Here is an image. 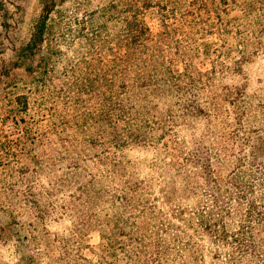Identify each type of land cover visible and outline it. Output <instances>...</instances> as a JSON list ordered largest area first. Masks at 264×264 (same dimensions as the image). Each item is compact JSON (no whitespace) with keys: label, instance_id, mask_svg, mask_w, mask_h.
Wrapping results in <instances>:
<instances>
[{"label":"rangeland","instance_id":"1","mask_svg":"<svg viewBox=\"0 0 264 264\" xmlns=\"http://www.w3.org/2000/svg\"><path fill=\"white\" fill-rule=\"evenodd\" d=\"M0 264H264V0H0Z\"/></svg>","mask_w":264,"mask_h":264},{"label":"trees","instance_id":"2","mask_svg":"<svg viewBox=\"0 0 264 264\" xmlns=\"http://www.w3.org/2000/svg\"><path fill=\"white\" fill-rule=\"evenodd\" d=\"M42 27H43V22L41 21V22H38V25L37 26H35V30H34V33H33V38H32V41H35L36 39V34H38V33H40L43 29H42ZM32 43H30L29 45H28V48L30 47V45H31Z\"/></svg>","mask_w":264,"mask_h":264}]
</instances>
